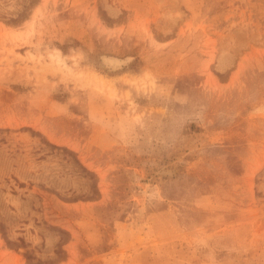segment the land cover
Here are the masks:
<instances>
[{"label":"rangeland","instance_id":"374dc122","mask_svg":"<svg viewBox=\"0 0 264 264\" xmlns=\"http://www.w3.org/2000/svg\"><path fill=\"white\" fill-rule=\"evenodd\" d=\"M0 264H264V0H0Z\"/></svg>","mask_w":264,"mask_h":264},{"label":"bare ground","instance_id":"6f19581e","mask_svg":"<svg viewBox=\"0 0 264 264\" xmlns=\"http://www.w3.org/2000/svg\"><path fill=\"white\" fill-rule=\"evenodd\" d=\"M110 60L115 61V62L117 61V60H113V59H110ZM112 61H111V62H112ZM117 62L119 63V60H118ZM118 63H117V64H118Z\"/></svg>","mask_w":264,"mask_h":264}]
</instances>
